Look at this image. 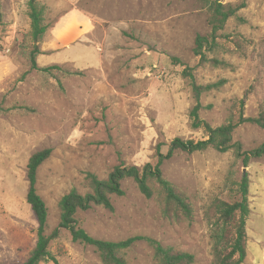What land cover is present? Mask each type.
Here are the masks:
<instances>
[{
  "label": "rangeland",
  "instance_id": "rangeland-1",
  "mask_svg": "<svg viewBox=\"0 0 264 264\" xmlns=\"http://www.w3.org/2000/svg\"><path fill=\"white\" fill-rule=\"evenodd\" d=\"M36 1L44 6L48 27L36 63L39 69L59 67L49 73L30 69L28 0H0V264H22L35 244L37 222L26 203V166L36 152L51 150L36 174L50 234L58 227L61 197L71 190L89 192L87 173L106 180L120 163L154 165L158 145L165 154L174 139L206 138L202 129L190 125L195 101L182 76L186 67L199 85L224 81L200 98L199 118L211 127L237 116L241 99L245 117L264 111V0H220L239 10L206 57L226 67L201 64L193 53L196 36L209 33L208 13L198 0ZM76 16L86 19L87 33L60 43L58 32ZM232 142L250 151L264 143V130L241 125ZM241 166L233 150L177 151L160 170L190 203L191 221L166 219L156 196L145 198L127 179L121 182L123 195L111 197L112 211L99 206L78 211V225L96 240L144 237L193 255L195 264H212L204 211L216 198L228 203L238 199L233 183L244 170L249 215L243 264H264V159L252 158L246 169ZM49 250L58 264H101L95 249L73 243L67 230L60 231ZM120 256L127 264H159L145 240Z\"/></svg>",
  "mask_w": 264,
  "mask_h": 264
},
{
  "label": "trees",
  "instance_id": "trees-1",
  "mask_svg": "<svg viewBox=\"0 0 264 264\" xmlns=\"http://www.w3.org/2000/svg\"><path fill=\"white\" fill-rule=\"evenodd\" d=\"M198 1L203 3L207 10L209 33L204 36H196L193 53L196 57H199V63L201 64L210 63L212 67H226L227 64L223 61L208 59L206 54L213 52L215 47L218 46L217 40L221 38L226 23L235 16L239 7L223 4L220 0ZM44 11V6L39 2L28 0L29 37L33 46L30 51V69L49 73L52 70H59V67L51 66L39 69L36 63V57L42 54L38 45L48 28L44 20ZM2 25L0 6V28ZM173 62L174 64H179L178 60L174 59ZM182 76L188 79L195 101V105L190 111L191 128L202 129L206 138L200 141L174 139L170 142L165 154L160 153V146L158 145L156 147V163L154 165L147 163L139 168L120 163L113 168L106 180H99L95 175L87 173L85 182L89 192L80 194L77 190H71L61 197L58 202V227L52 230L50 234L46 233L48 229V210L37 193L36 174L38 168L50 157L51 150L44 149L29 158L26 166L28 183L26 203L37 222V228L35 230V244L22 264L47 262L58 264L49 247L50 243L59 237L61 230L69 232L73 243L93 247L99 255L101 264H127L120 256V252L139 240H145L154 247V257L159 264H195L193 255L178 252L169 247H162L156 241L144 237H132L121 242L96 240L79 227L76 219L78 211L84 212L90 210L93 206L112 211L111 197L122 196L121 182L130 179L145 198L151 199L156 196L160 203L162 214L166 219L175 222H189L193 218L191 205L182 193L162 177L160 166L164 161L171 159L177 151L192 154L205 152L209 149L219 153L233 150L235 157L241 160L243 169L248 167L249 160L252 158L264 159V143L250 151H242L239 143L232 142L235 129L241 125L251 124L264 130V111H260L257 117L254 118L245 117L243 113L245 99H241L237 116L232 115L225 124L213 128L199 118L201 109L200 98L203 94L222 87L224 81L199 85L188 67L182 71ZM233 185L235 187V195L238 197L236 201L228 203L216 198L204 211V219L210 226L211 231L212 264H243L246 259L247 237L245 226L249 215L247 200L249 188L248 173L246 171L243 172L240 181L233 183Z\"/></svg>",
  "mask_w": 264,
  "mask_h": 264
},
{
  "label": "crops",
  "instance_id": "crops-1",
  "mask_svg": "<svg viewBox=\"0 0 264 264\" xmlns=\"http://www.w3.org/2000/svg\"><path fill=\"white\" fill-rule=\"evenodd\" d=\"M73 19L74 21L69 23L70 26H66L67 28L64 29V31L60 33L58 32V40L62 44L78 41V39L84 37L87 33L83 30L87 26V22L85 21L86 19L78 18V16L73 17ZM61 23H63V21H61Z\"/></svg>",
  "mask_w": 264,
  "mask_h": 264
},
{
  "label": "water",
  "instance_id": "water-1",
  "mask_svg": "<svg viewBox=\"0 0 264 264\" xmlns=\"http://www.w3.org/2000/svg\"><path fill=\"white\" fill-rule=\"evenodd\" d=\"M243 172H244V170H243Z\"/></svg>",
  "mask_w": 264,
  "mask_h": 264
}]
</instances>
